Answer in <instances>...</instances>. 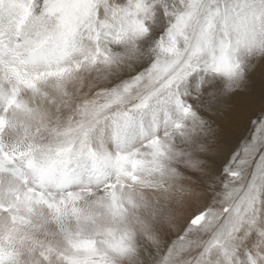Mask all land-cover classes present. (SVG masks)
Wrapping results in <instances>:
<instances>
[{
    "label": "snow or ice",
    "instance_id": "6c2138e0",
    "mask_svg": "<svg viewBox=\"0 0 264 264\" xmlns=\"http://www.w3.org/2000/svg\"><path fill=\"white\" fill-rule=\"evenodd\" d=\"M264 264V0H0V264Z\"/></svg>",
    "mask_w": 264,
    "mask_h": 264
},
{
    "label": "clouds",
    "instance_id": "9594fccd",
    "mask_svg": "<svg viewBox=\"0 0 264 264\" xmlns=\"http://www.w3.org/2000/svg\"><path fill=\"white\" fill-rule=\"evenodd\" d=\"M129 264H132V262H129Z\"/></svg>",
    "mask_w": 264,
    "mask_h": 264
}]
</instances>
